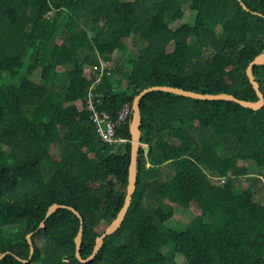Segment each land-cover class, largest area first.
<instances>
[{"label":"trees","instance_id":"obj_1","mask_svg":"<svg viewBox=\"0 0 264 264\" xmlns=\"http://www.w3.org/2000/svg\"><path fill=\"white\" fill-rule=\"evenodd\" d=\"M116 52L126 63L100 74ZM263 53L264 0H0V264H264V199L242 189L264 173V105L147 93L135 192L95 259L76 256L72 210L41 226L50 206L74 208L89 257L125 203L136 96L258 102L247 68ZM252 72L264 95V64ZM89 91L114 120L130 105L118 144L99 135ZM175 206L191 212L183 230L167 226ZM29 233L44 245L26 263Z\"/></svg>","mask_w":264,"mask_h":264},{"label":"water","instance_id":"obj_2","mask_svg":"<svg viewBox=\"0 0 264 264\" xmlns=\"http://www.w3.org/2000/svg\"><path fill=\"white\" fill-rule=\"evenodd\" d=\"M257 64H264V53L257 56L249 65L247 68V75L255 88L260 100L258 102H251V101H246V100H241L236 98L232 94H201V93H196L188 90H183L180 88H175V87H170V86H152L149 87L145 90H143L138 96H136L132 109H133V123H132V160H131V165H130V170H129V184H128V190H127V195L125 199V203L123 205V208L121 209L118 219L113 223L110 224L105 231L97 238L95 248H93V252L91 255L85 259L82 258L81 256V251H80V246H81V240L83 236V219L81 215L79 214L78 211H76L72 207H68L65 205H60V204H54L50 206L48 209L47 215L45 220L42 222L41 226H44V223L46 219L54 212L55 209L57 208H68L75 212V214L80 218L81 225L79 227L77 236L75 238V243H76V256L77 258L82 262H89L93 259H95L99 249L102 246V243L104 239L108 236V234L112 233L115 231L119 225L123 222L126 213L128 211V208L131 204L133 194L135 192L136 188V167H137V156H138V151L141 146V125H142V119H141V110H140V100L141 98L146 95L147 93L151 91H164V92H170L178 95H182L185 97H190V98H195V99H201V100H231L235 101L245 107H249L252 109H260L264 105V95L260 91V86L255 80V77L252 72V68L254 65ZM32 233L27 234V240L30 244V256L28 260H24V262L28 263L32 260L33 254H34V241L31 239ZM10 254V252H5L4 254L0 255V258H3L5 255Z\"/></svg>","mask_w":264,"mask_h":264},{"label":"rangeland","instance_id":"obj_3","mask_svg":"<svg viewBox=\"0 0 264 264\" xmlns=\"http://www.w3.org/2000/svg\"><path fill=\"white\" fill-rule=\"evenodd\" d=\"M185 16L181 19V21L184 22H192V20L195 18L196 14L192 13L189 10V7H184L183 9ZM179 24L178 21H175L173 24H171V27L174 28ZM129 42V40H128ZM172 44H169L167 46V51H171ZM128 59V56H126L122 52H116L112 56V62H110L111 68H114V66L118 63H126V60ZM126 68V67H125ZM37 82H39V78H34ZM211 183H218L217 179H211ZM249 187L253 190L255 195V201L258 203H262L264 199V173H260L256 170H251L250 177L247 179V183L243 185V188ZM191 212L185 211L180 209L178 206L174 207V215L173 217L167 222V226L171 227L176 230H183L185 228L186 223L191 220ZM35 244H37L38 247H42L44 245L43 241H41L38 238L34 239Z\"/></svg>","mask_w":264,"mask_h":264},{"label":"built area","instance_id":"obj_4","mask_svg":"<svg viewBox=\"0 0 264 264\" xmlns=\"http://www.w3.org/2000/svg\"><path fill=\"white\" fill-rule=\"evenodd\" d=\"M110 66V62L101 63L100 74L103 73L104 69ZM87 108L92 112L91 119L93 123L96 124L97 131L101 136L102 140L108 142V144L115 145L122 140L116 136V128L122 124L130 114L131 107L129 104L125 105L123 109L119 112V117L114 120L107 113L97 110V105L99 100L93 97L92 93L89 91L87 93Z\"/></svg>","mask_w":264,"mask_h":264}]
</instances>
